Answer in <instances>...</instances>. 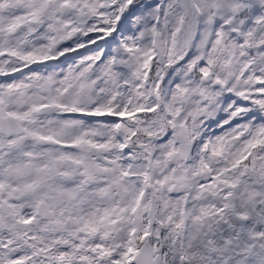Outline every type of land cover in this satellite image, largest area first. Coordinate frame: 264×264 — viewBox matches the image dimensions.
Listing matches in <instances>:
<instances>
[{
    "label": "rangeland",
    "instance_id": "rangeland-1",
    "mask_svg": "<svg viewBox=\"0 0 264 264\" xmlns=\"http://www.w3.org/2000/svg\"><path fill=\"white\" fill-rule=\"evenodd\" d=\"M239 2L0 0V116L40 139L11 149L15 138L0 135L8 152L0 173L27 174V185L48 169L51 185L57 173L71 177L57 187L65 191L54 203L71 220L46 237L51 263L132 264L139 229L149 234L138 195L125 223L99 221L124 205L126 178L145 168L132 166L133 152L150 162L158 205L150 217L163 222L153 244L168 250L169 264H264V0L245 21L233 13ZM102 112L111 116H92ZM182 124L196 137L194 153L185 165L167 163ZM79 137L84 152L59 146ZM81 156L97 167L84 190ZM139 186L143 193L147 182Z\"/></svg>",
    "mask_w": 264,
    "mask_h": 264
},
{
    "label": "flooded vegetation",
    "instance_id": "flooded-vegetation-1",
    "mask_svg": "<svg viewBox=\"0 0 264 264\" xmlns=\"http://www.w3.org/2000/svg\"><path fill=\"white\" fill-rule=\"evenodd\" d=\"M2 124L3 120L0 118V125ZM27 132L25 130L23 133ZM0 135L5 136L1 132ZM9 137L15 138L10 146L11 149L16 147L19 140L31 141L29 134V140H26L22 134H14ZM2 148L3 145H0V152ZM7 155L8 152L4 156L0 153V162ZM1 167H3L2 162L0 170ZM5 170H9V166H6ZM18 176L0 173V264H53L50 260L49 248L45 246L46 237L55 230L63 231L71 220V213L66 212L63 208L57 209L54 202L60 195L54 193L50 198V190L51 187H58V185L70 181L71 177L58 175L54 179L55 183L51 185L48 169L43 178L36 179L34 183L27 185L29 176L27 174L20 175V179H15ZM91 180L87 179L83 173L78 183L79 188L80 185L84 186ZM41 201L45 202V206H47L43 209L45 213L50 210L53 212L52 218L37 213L36 206ZM53 221L57 222L54 226L52 225ZM59 243L62 247L67 245L65 241Z\"/></svg>",
    "mask_w": 264,
    "mask_h": 264
},
{
    "label": "water",
    "instance_id": "water-1",
    "mask_svg": "<svg viewBox=\"0 0 264 264\" xmlns=\"http://www.w3.org/2000/svg\"><path fill=\"white\" fill-rule=\"evenodd\" d=\"M159 47V46H158ZM160 50V48H159ZM175 140L179 143V148L174 154L175 157L187 159L189 151H190V140L188 137L187 129L182 126L175 134ZM151 246L148 241L141 246L140 250L136 254L135 264H159L160 263V255L157 254L153 258L151 256Z\"/></svg>",
    "mask_w": 264,
    "mask_h": 264
}]
</instances>
